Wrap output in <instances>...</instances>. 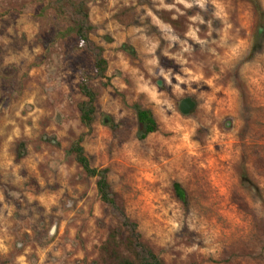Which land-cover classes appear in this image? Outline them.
I'll return each mask as SVG.
<instances>
[{
  "label": "rangeland",
  "instance_id": "1",
  "mask_svg": "<svg viewBox=\"0 0 264 264\" xmlns=\"http://www.w3.org/2000/svg\"><path fill=\"white\" fill-rule=\"evenodd\" d=\"M75 23L84 36L65 35ZM85 79L99 93L90 127ZM135 105L160 127L145 140ZM80 138L116 205L70 152ZM132 243L166 264H264V33L253 3L0 0V264H118L136 257Z\"/></svg>",
  "mask_w": 264,
  "mask_h": 264
},
{
  "label": "trees",
  "instance_id": "2",
  "mask_svg": "<svg viewBox=\"0 0 264 264\" xmlns=\"http://www.w3.org/2000/svg\"><path fill=\"white\" fill-rule=\"evenodd\" d=\"M258 14L259 18V33H264V8L260 2V0H250ZM82 8V7H81ZM80 13L83 12V8L79 10ZM86 18H88V13L84 14ZM83 26L81 23H75L72 27H70L65 35H69L72 33H76L80 36H84L83 34ZM127 48V46H124ZM129 51H133L132 48H127ZM107 69V61L104 57H100L98 63H97V70L100 75H104L105 71ZM81 92L87 97V101L82 102L80 104V110H81V119L83 123H85L87 126H92L95 114L97 110V101L99 98V93L91 86L90 82L88 80H83L80 84ZM135 110L137 114L138 119V138L141 140H145L147 137H149L151 134L156 133L159 131L160 127L156 120V117L152 110L143 108L140 105H135ZM110 120L106 118L104 122L106 124L109 123ZM83 138H80L72 147L70 150L71 153L76 155L77 161L80 163V165L84 168V170L93 177H98V188H99V194L101 199L109 204V205H116V199L114 196V193L112 192V187L109 181L108 177V170L103 169L99 170L97 168H93L88 156L86 155L85 149L82 145ZM173 189L175 192L176 197L186 206L190 204V195L188 190L185 188V186L179 182L176 181L173 184ZM126 219L127 216L125 215ZM115 238V236H114ZM131 249L135 250L134 253L136 257H122L119 259L118 264H166L163 262L157 255L149 250L147 257H144L142 253L140 254L137 250L134 244H130Z\"/></svg>",
  "mask_w": 264,
  "mask_h": 264
},
{
  "label": "water",
  "instance_id": "3",
  "mask_svg": "<svg viewBox=\"0 0 264 264\" xmlns=\"http://www.w3.org/2000/svg\"><path fill=\"white\" fill-rule=\"evenodd\" d=\"M196 107H197V103L191 97H186L181 100L180 110L184 115H190L196 109Z\"/></svg>",
  "mask_w": 264,
  "mask_h": 264
}]
</instances>
